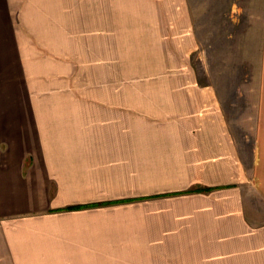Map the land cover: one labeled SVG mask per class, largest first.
<instances>
[{
  "label": "crops",
  "instance_id": "1",
  "mask_svg": "<svg viewBox=\"0 0 264 264\" xmlns=\"http://www.w3.org/2000/svg\"><path fill=\"white\" fill-rule=\"evenodd\" d=\"M185 5L0 0V264H264V10L237 127L182 64L119 78L199 51Z\"/></svg>",
  "mask_w": 264,
  "mask_h": 264
},
{
  "label": "rangeland",
  "instance_id": "2",
  "mask_svg": "<svg viewBox=\"0 0 264 264\" xmlns=\"http://www.w3.org/2000/svg\"><path fill=\"white\" fill-rule=\"evenodd\" d=\"M184 1L193 18L188 28L197 37L199 51L186 55H122L119 78L128 80L135 68L137 78L144 81L166 78V65L182 64L188 84L200 89L212 86L229 114L230 124L237 127L240 117L253 110L258 89L264 0ZM191 42L185 45L187 51L193 50Z\"/></svg>",
  "mask_w": 264,
  "mask_h": 264
}]
</instances>
